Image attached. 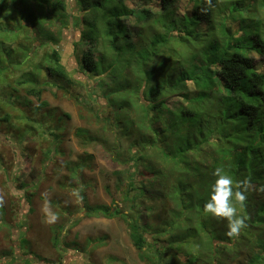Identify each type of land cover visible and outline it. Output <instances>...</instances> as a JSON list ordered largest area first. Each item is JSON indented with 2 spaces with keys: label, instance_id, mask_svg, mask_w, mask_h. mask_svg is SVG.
Wrapping results in <instances>:
<instances>
[{
  "label": "trees",
  "instance_id": "obj_1",
  "mask_svg": "<svg viewBox=\"0 0 264 264\" xmlns=\"http://www.w3.org/2000/svg\"><path fill=\"white\" fill-rule=\"evenodd\" d=\"M2 1L11 3L16 14L12 20L17 17L19 21V28L12 22L0 32L2 37L6 33L4 36L7 38L6 41L0 40V44L5 43L10 47V52L7 53L10 68L17 69L19 65L26 64V69L16 70L22 76L20 80L17 79L19 85H40L48 83V80L60 82V87L66 84L82 85L84 80L74 77L66 64V54L61 43L68 39V35L78 38L75 47L80 48V74L90 82L89 86L86 85L87 93L97 106L96 117L104 123L103 128L109 130L110 127L106 126L111 119L105 113L114 108L117 114L112 125L114 129L120 127L123 138L129 140L126 150L118 141L110 148L113 159L124 164L116 174L120 182L126 183L122 197L130 212L126 213L118 208L116 210L121 212L118 216L128 222L133 244L140 251V256L149 262L161 264L159 257L165 251L174 257L175 249L183 247L188 259L186 264H192L193 259L201 262L206 258L210 260L209 264H222L219 254L225 255L226 246H220L221 251L216 249V254L211 256L205 252L203 236L204 233L212 232L214 227L210 215L206 216L203 211V205L211 193L203 192L202 184L215 177L210 174L203 182L196 181L192 184L195 210L191 219L180 228L181 235L175 236V228L182 221L178 213L184 209L180 200L177 201L172 193L173 185L176 186V178L173 176L177 173L172 172V155L163 152V149L166 147L172 149L174 154L178 153L181 156L178 164L186 170L189 165L194 167L196 164L188 159L185 151L201 144L204 148L201 155H205L206 159L210 158L212 166L224 167L236 180H241L244 176L249 178L251 175L254 182L260 180L264 183V72L255 74L251 69L255 66L252 55L257 52L255 40L260 48L259 60L264 58V0H249L247 3L246 0H227L222 7L223 13L232 11L233 19L239 18L234 22L229 14L221 13L218 23L215 9L219 0H213L215 7L206 14L201 12L206 7L205 0H188L187 6L199 18L200 27L205 28L202 32L191 30L178 21L183 22V16L177 14L181 0H131L129 3L128 0ZM133 4L135 5L130 6ZM150 31L155 33L153 37L148 34ZM174 31L179 32L177 38L181 43L196 45L197 50L200 40L209 41L203 49V60L198 56L197 50L189 53V62L184 60L187 64L182 65L180 73L170 81L171 85H177L178 88L185 85L187 90L181 96L192 106H181L177 110H172L167 105L169 96H164L165 87L160 80L169 56L166 49L173 44L169 38ZM24 33L26 45L24 39L20 41V35ZM221 37L225 38L222 44ZM24 46L26 50L23 49ZM16 50H21L17 57ZM42 50L45 52L41 53ZM159 55L163 58L162 62L157 60ZM19 57L21 60L17 62ZM245 58L249 62L245 63ZM173 72L176 74V70ZM189 83L194 85V95L189 93ZM27 93L28 96L32 93L38 95L30 90ZM10 95L14 101H18L10 102L0 109V113H4L3 120L8 117L7 110L12 109L15 117L25 123L30 116L22 108L27 103L22 101L25 97L16 89L10 91ZM154 114L161 116V119ZM164 117H167V123H163ZM37 125L39 124L26 125L18 143L21 144L31 128ZM217 130L223 132L220 135L223 140L218 141ZM181 134L190 138L186 139L187 144L180 138ZM4 137L6 141L10 140L6 135ZM229 141L234 143L231 150L221 148L223 143ZM214 143L219 145L213 149L211 144ZM55 151L51 148L49 155ZM124 151L127 155L123 157ZM18 154L20 161L14 168L9 185L14 191L23 194L28 191V186L23 183L18 187L16 185L17 170L20 169L23 157L19 152ZM248 167L252 170L251 174L247 172ZM37 181L31 186H36ZM175 189L178 192L185 191ZM161 199H168L172 203L165 224H173L174 228L162 231L168 234L166 238L162 237L160 231V234L147 233L148 218L158 210ZM251 201V208L246 204L242 210V215L248 221L246 230L252 227L255 219L264 225V193L253 190ZM84 207L88 216L113 217L116 214L115 209L106 205H88L87 209L84 204ZM2 211L5 213V210ZM68 217L69 225L74 218L73 213L69 212ZM22 218L21 223L25 226L26 218ZM7 223L1 217L0 229L8 228ZM10 230L15 239L22 238L23 231L13 227ZM225 230L226 221L216 223L215 238L222 240ZM251 234L250 245L255 244L253 248H257V251H254L248 264H264V229L255 225ZM225 241L224 239L223 243ZM160 243L162 246L158 247ZM16 251L17 256L10 254L5 258L36 263L40 261L31 254L23 256L18 249Z\"/></svg>",
  "mask_w": 264,
  "mask_h": 264
},
{
  "label": "rangeland",
  "instance_id": "obj_2",
  "mask_svg": "<svg viewBox=\"0 0 264 264\" xmlns=\"http://www.w3.org/2000/svg\"><path fill=\"white\" fill-rule=\"evenodd\" d=\"M130 1L128 0L127 3ZM136 1L141 2L142 0ZM226 1L219 0L215 9L216 23L220 21L221 13L222 15L229 14V18L234 22L239 18L238 16L237 19H233L234 13L232 11L223 13L222 7ZM248 1L246 0V3ZM187 3L188 0L180 1L177 14L183 16V22L178 21L191 30L204 31L205 28L199 25V18L192 13ZM13 16L16 14L12 10L11 3L0 0V32L2 28L9 27L12 22L16 28H19V21L17 17L12 20ZM4 34L6 33H3L2 37L0 33V40L6 41L7 38ZM148 34L153 37L155 33L150 31ZM178 34V31H174L172 37L169 38L173 44L168 45L170 48H165L169 56L164 65L165 69L160 76L161 83L165 87L164 96H169L167 105L172 110H177L186 105L192 107L181 96L187 90L185 85L183 84L178 88L177 85H171L170 81L180 73L181 66L187 64L184 60L189 62L191 57L189 53L192 54L197 50L196 45L181 43L177 38ZM22 35H20V41L24 39L26 45V33ZM224 39L223 37L220 38L221 44ZM77 41L78 38L75 39L72 35H68V39L61 43L66 54V64L72 70L74 77L82 79L84 82L79 86L66 84L63 87H60L61 83L56 80H48V83L40 85H19L17 79L20 80L22 76L16 70L26 69V64L19 65L17 69L10 68V59L7 55L10 52V47L6 46L5 43L0 44V79L2 80L0 82V109L2 110L3 106L10 104V102L16 103L18 101L17 99L14 101L10 95V91L16 89L25 97L22 98V101L24 103L27 101V103L22 108L26 110L27 115H30L23 123L15 117L16 114L13 113L12 109L7 110L8 117L6 120H3L2 117L4 113H0V197L3 198V202L0 204V218L3 217L8 221V228L0 229V264H157L140 256V251L133 244L128 222L118 216L121 212L116 210L117 208L126 213H129L130 209L124 205L122 197L126 183L120 182L119 176L116 174L124 167V164L113 159L110 147L118 141L126 150L129 140L123 138L120 127L114 129L112 125L117 114L114 108H108L109 110L105 113V116L111 119L110 124L106 127L111 129L105 130L103 128L104 123L96 117L95 107L97 106L87 93V86L90 85V82L80 74V48L75 47ZM236 41L240 42V39ZM254 42L257 52L252 55L255 58V66L251 69L255 74H261L264 72V58L259 60V44L257 40ZM208 43V40H200L197 44L199 48L196 52L199 53L198 56L200 55L202 60L203 49ZM23 49L26 50L25 46ZM43 52L45 50L41 51V53ZM18 54H21V50L15 51L16 57ZM162 59L160 55L157 56V60L162 62ZM20 60V57L16 59L17 62ZM244 61L245 63L249 62L247 58ZM176 63H179L178 66ZM75 69L77 70L74 71ZM173 70H176V74ZM188 88L189 93L194 95V85L189 83ZM29 90L38 95L32 93L28 96L27 91ZM154 116L161 119L158 114H154ZM167 120V117L162 118L163 123H167ZM30 124L39 125L36 126L38 128H31V132L19 144L18 141L24 132V127ZM217 133L218 141L223 140L220 136L223 132L217 130ZM4 135L10 140L6 141ZM180 138L184 140L185 144L188 143L186 140L188 137L184 134H181ZM105 141L107 142L104 146ZM218 145L219 143L211 144L213 149ZM233 146L234 143L229 141L223 143L221 148L229 151ZM51 148L56 151L49 155ZM203 150V146L198 144L185 151L188 159L196 165L194 167L189 165L184 170L183 166L178 164L181 156L178 153L174 154L172 149L166 147L163 149V152H169L172 155V172H177L173 176L176 178V186L173 185L174 191L172 193L177 201L180 200L184 209L178 213L179 219L182 221L175 228V236L181 235L180 228L184 227L183 224L191 219L195 210L192 202L194 189L192 184L196 181L203 182V179L209 178V175L216 168L212 166L210 158L206 159L205 155H201ZM18 152L23 157L21 158L20 169L17 170L16 185L17 187L23 184L28 186V191L23 194L14 191L9 185L13 179L14 168L20 161L18 160ZM126 155L127 153L124 151L123 157ZM247 172L251 174L252 170L248 167ZM244 178L246 177L244 176L242 179ZM249 178L254 188L264 186L260 180L254 182L251 175ZM215 179L203 182V192L211 193ZM233 179L236 180L234 177ZM35 180H38L36 186H31ZM158 181L160 180L158 179ZM175 187L185 189V191H175ZM251 194L252 191L249 192L247 199L249 208L253 204ZM46 200L51 212L58 217L55 223H48L46 220L43 212ZM82 202L87 206V209L88 205L99 207L106 205L112 210L115 209L116 214L113 217L107 215L88 216ZM158 205L159 208L155 214L150 219L148 218L147 233L154 234L157 232L160 234L161 232L162 237L166 238L168 234L163 232L174 228L173 224H165L172 203L168 199H161ZM2 209L5 210V213H2ZM69 212L73 213L74 217L70 222L71 226L68 225ZM205 215L209 217V215ZM22 217L26 218L25 226L21 223ZM211 218L212 227L216 229V223L218 224L219 221ZM246 223L248 224V221ZM255 225L264 229V225H261L258 219H255L252 227ZM217 226L219 227V225ZM10 227L23 231L22 238L15 239L14 235L11 234ZM252 227L242 231L237 239H227L225 233L228 229L223 232L222 240L215 238L214 229L212 232L204 233L205 252L213 256V253L216 254V249L221 251L220 246H226L225 255L219 254L222 257V264H248L254 251H257V248H253L255 244L251 243L250 245ZM224 239L226 241L223 243ZM252 239L257 243L256 239ZM160 246L162 243L158 247ZM184 247L186 248V245ZM17 249L21 255L31 254L40 261L36 263L31 260L18 261L5 258L10 254L17 256ZM175 254L172 257L170 252L165 251L159 257L161 264H186L188 259H186L183 247L180 250L175 249ZM69 255L72 257H68ZM209 263L210 260L206 258L201 262L198 259H193L192 264Z\"/></svg>",
  "mask_w": 264,
  "mask_h": 264
},
{
  "label": "clouds",
  "instance_id": "obj_3",
  "mask_svg": "<svg viewBox=\"0 0 264 264\" xmlns=\"http://www.w3.org/2000/svg\"><path fill=\"white\" fill-rule=\"evenodd\" d=\"M205 5L206 7L201 9V12L205 14L215 7L213 0H205ZM212 175L216 179L211 187L210 198L203 205V211L217 221H226L228 230L225 235L230 239H237L247 228V217L242 215V210L246 207L249 192L255 190L264 193V186L254 188L250 178L234 180L230 171L224 167H216ZM2 202L3 198L0 197V204ZM43 212L48 223H55L58 219L51 212L47 200Z\"/></svg>",
  "mask_w": 264,
  "mask_h": 264
}]
</instances>
